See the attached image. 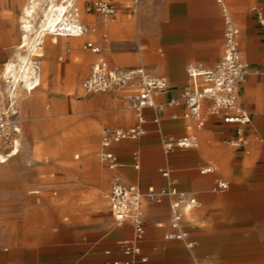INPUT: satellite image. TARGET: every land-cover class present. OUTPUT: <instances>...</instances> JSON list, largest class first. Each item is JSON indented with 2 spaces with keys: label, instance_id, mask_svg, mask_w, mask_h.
<instances>
[{
  "label": "rangeland",
  "instance_id": "374dc122",
  "mask_svg": "<svg viewBox=\"0 0 264 264\" xmlns=\"http://www.w3.org/2000/svg\"><path fill=\"white\" fill-rule=\"evenodd\" d=\"M48 1H41L37 16L31 20L32 34L28 48L17 50L24 35L21 30L22 10L27 0H0V83L4 84L1 75L6 59L21 68V72L28 65L19 60L38 44L40 34L45 29L43 13L51 4ZM60 1L52 0V3ZM102 1L115 6L116 14L112 19L103 21L93 12L86 13L87 3L76 1L79 16L76 19L80 20L85 35L81 38H60L57 44L47 41L42 50L38 49L35 53L44 54L43 58L30 57L33 65L35 63L41 70L40 85L30 93L19 89L20 105L16 99V107L22 130L21 142L35 134L37 136L33 140L34 152L29 166L23 152L17 160L0 165V264L59 263L61 254L70 248L65 240L69 232L66 227L73 224L65 217L61 218L58 200L50 203L53 193H57L54 197L57 198L61 186L65 184L94 187L93 190H98L102 196L110 189L111 178L100 168L106 169L99 160L101 133L105 128L129 127L134 123L135 116L119 93L90 95L76 102L82 80L99 59L83 50L84 43L101 45L105 49L102 58L110 66L122 69L144 66L154 71L160 61L163 69L159 73L166 74L167 51L164 42L173 33L176 42L185 37L180 36L181 32L190 28H221L222 34L221 18L213 0H139L135 14L130 11L132 0ZM231 10L233 13L232 7ZM237 17L234 15L239 28L249 22L246 16ZM217 18L220 20L219 26ZM112 28L113 32L110 31ZM221 50L220 40L217 55L221 54ZM84 55L88 62L83 70H77L76 65ZM119 57L133 59L124 66L117 63ZM47 62L53 65L51 77L43 74V64ZM189 63L195 62L186 63L184 71ZM3 84L0 85L1 90L6 88ZM92 99L95 100L91 104ZM21 100L32 101L33 105L24 108ZM224 148L227 151L231 149L226 145ZM237 156L235 151L228 154L226 163L211 159L216 169L212 175L218 179L222 170L234 174L236 170L247 167L236 163ZM259 163L264 168V157ZM226 180L231 183L229 190L224 194L214 192L224 197L217 206L223 208L229 218L241 219L243 207L251 202L253 196L249 182L251 178L238 182H234L233 177ZM232 183H236L238 188L234 189ZM234 190L238 198L236 203L225 198L227 193ZM259 191L264 193V190Z\"/></svg>",
  "mask_w": 264,
  "mask_h": 264
},
{
  "label": "crops",
  "instance_id": "0c3cea01",
  "mask_svg": "<svg viewBox=\"0 0 264 264\" xmlns=\"http://www.w3.org/2000/svg\"><path fill=\"white\" fill-rule=\"evenodd\" d=\"M228 1L236 17L246 16L249 18V22L239 28L231 7L225 0L232 19L241 32L242 58L253 71L258 72L251 73L239 86L238 104L249 114L251 119L247 129L246 144L241 148L231 147L228 142L234 136V127L225 125L217 119L207 117L204 126L200 129L193 123L184 120L182 116L185 107L181 103L178 107L165 109L160 124L161 132L165 136L175 138L194 136L199 143L197 149H176L169 155H165L161 147L160 136L151 122L152 112L146 111L145 115L148 119L145 126L146 135L138 140L123 141L111 146L110 152L117 159L115 169L107 168L106 164L101 161L99 152L100 163L108 171L101 166L100 168L111 180L113 177H117L126 185L138 187L142 193H145L148 188L158 191L167 185V180L162 177L161 172L168 170L171 172V178L176 181L179 191L197 200V206L186 212L183 220V226L189 233V240L195 242L192 249H187L181 242L164 240V235L170 230L169 206L171 199L165 198L156 204L142 203L146 228L141 250L147 262L139 264H264V193L259 191L264 190V168H261L259 163L261 157H264V28L259 25L257 17L252 11V8L256 7L264 18V0ZM215 6L222 22V34L221 28H207L206 26L190 28V30L182 31L180 36L185 35V37L176 42L174 38L176 35L173 33L174 36H169L168 40L164 42L167 51L164 66L166 74L159 73L163 69L160 61L156 64L154 71L147 69L154 74L166 77L169 82L167 93L156 98L159 103L180 99L182 91L188 86L187 66L211 69L222 56L223 21L218 6L216 4ZM217 25H220L219 18H217ZM113 28L110 31L113 32ZM48 36L32 47L31 57L43 58L44 54L35 55L36 50H42V46L47 41L57 44L58 40L63 38ZM220 40L222 41V50L221 54L217 55V44ZM132 59L119 57L117 63L125 66L132 62ZM87 62L88 58L84 55L76 65L77 70H83ZM188 62L195 63L187 64L184 71L183 66ZM37 69L39 71L35 69V77L41 72L39 67ZM43 69L45 76H52L53 65L51 63H44ZM16 96L18 100V91ZM121 98L124 100L123 94H121ZM94 100L92 99L91 104ZM18 103L20 105L19 100ZM32 105V101L23 102L24 108ZM173 116L177 118L173 119ZM134 124L135 121L131 126ZM95 131L96 127L93 136ZM36 136L37 134L22 141L29 143L27 166L31 164L29 161L34 152L33 140ZM225 145L230 146L231 149L227 151L224 148ZM234 151L238 155L236 163L247 167L236 170L234 174L222 170L217 176L218 179L212 174L201 175L198 172L204 166H213L215 169V166L210 162L211 159H219L221 163H226L228 154H232ZM18 157L9 160V162L17 160ZM228 177L235 178L234 182L251 178L249 182L253 196L251 202L243 207L244 213L241 219L229 218L225 210L217 206L224 197L214 193L215 181H224L230 187L231 183L226 180ZM232 184L234 189L238 188L236 183ZM93 189L94 187L65 184L61 186L57 198H54L57 196L56 192L53 193L54 197L50 198L51 204L59 201L61 218L65 217V220H70L73 224L66 227L69 232L66 234L65 240L70 248L61 254L60 262L56 264H110L115 261L124 264L126 260L118 243L132 238V226L128 223L121 228L111 226L109 204L106 199L109 190L102 196L98 190ZM226 191L218 192L224 194ZM236 194V190H234L227 193L225 198L236 203L235 201L238 199ZM106 202L108 208H106ZM75 223L76 225H74Z\"/></svg>",
  "mask_w": 264,
  "mask_h": 264
},
{
  "label": "built area",
  "instance_id": "2783aa9c",
  "mask_svg": "<svg viewBox=\"0 0 264 264\" xmlns=\"http://www.w3.org/2000/svg\"><path fill=\"white\" fill-rule=\"evenodd\" d=\"M87 3L86 13L93 12L103 21L112 19L116 14L113 4L102 0H83ZM218 6L223 21V53L216 65L211 69H204L189 65L186 68L188 86L184 88L180 99H171L166 103H159L157 96L164 95L169 90L166 77L154 74L144 67L122 69L110 66L102 55L105 49L94 42H86L83 50L100 58L91 66L88 76L80 84V94L75 97L81 102L84 97L102 93H121L128 109L135 116V124L129 128H107L100 138V159L108 169L117 167V159L110 152L113 144L123 141H134L146 135L145 126L148 119L146 111L152 112V124L161 139V147L165 155L176 149H197L199 143L194 136L170 137L161 132L162 114L166 108L178 107L181 103L185 107L182 118L202 128L207 117L219 120L225 125L234 127V136L228 142L233 148H241L246 144L247 129L251 123L249 114L238 104L239 86L251 74L258 73L251 69L241 54L240 29L234 23L225 0H214ZM139 0H132L130 11L138 12ZM259 25L264 28V18L260 11L253 7ZM105 38V37H104ZM264 72V67H263ZM30 90H28L29 92ZM177 117L173 116V119ZM21 125L16 107V99L7 92L0 90V153L6 157L19 149L21 144ZM136 157V156H135ZM137 167V166H136ZM215 172L213 166L199 169L201 175ZM167 185L156 191L148 188L142 193L138 187L126 185L119 178L113 177L110 182L106 199L112 225L121 228L130 224L133 235L130 240L119 242L118 246L123 256L124 264L146 263L142 255L141 243L145 236L146 221L142 211V203L156 204L165 198L171 199L170 230L164 235V240L181 242L187 249H192L195 242L189 240V233L183 226L184 210H192L197 206V200L179 191L176 181L171 178V172H161ZM229 185L221 180L215 181V191L228 190ZM108 254V252H107ZM109 264V263H108ZM110 264H120L115 261Z\"/></svg>",
  "mask_w": 264,
  "mask_h": 264
},
{
  "label": "bare ground",
  "instance_id": "6f19581e",
  "mask_svg": "<svg viewBox=\"0 0 264 264\" xmlns=\"http://www.w3.org/2000/svg\"><path fill=\"white\" fill-rule=\"evenodd\" d=\"M41 1L42 0H27V3L22 10L23 24H22L21 30L23 31L24 35H23L22 41L20 42V44L17 47V50H23L25 48H28V46H29L30 36L32 34L31 33L32 32L31 20H34L33 19L34 16H37V10L39 9ZM50 1H51V4H50L49 9L48 10L46 9L43 13L45 15V18H44L45 22H44V26H43L45 29L42 32L40 31L41 34H40V38H39L38 42H40L46 35L59 36V37H63V38L64 37L81 38L82 36H84L85 32H84L83 27L81 26V22L79 19H76L79 16H78V8L75 7V3H76V1L79 2L80 0H61L57 4L52 3V0H50ZM82 2H83V0H82ZM72 13L75 17H73ZM38 17H39V14H38ZM32 22H34V21H32ZM19 23H20V21H19ZM29 49H30V47H29ZM21 52H23V51H21ZM31 52H32V50L30 52H28V54L25 55V57L23 55V58H20V60H19L22 63L27 62V64H28L25 66V69H23L22 72L20 71L21 68H17V65L14 64L10 59H6V61L3 63L4 68L2 70L1 78L4 81V84L0 83V85L3 84L4 87H6V88H4L3 90L0 89V90L2 92H7L11 97H14L15 99L17 97L16 93L19 89L20 90L25 89L26 91L30 90L29 91V93H30L31 91L35 90L39 86V75H37V77L34 76V74H36L35 69L37 71H39V70L37 69L38 66L35 63L33 65V63L30 61ZM24 65H25V63H24ZM34 67H35V69H34ZM29 104H31V103H29ZM21 152L24 153L25 161H26V163H28L29 143L25 141V142H22L20 144V147H19V149H17V151H15L13 154H11L8 157H6L5 155L0 153V164H7L9 162V160L19 156ZM188 211H190V210L185 209L184 214H186V212H188Z\"/></svg>",
  "mask_w": 264,
  "mask_h": 264
}]
</instances>
